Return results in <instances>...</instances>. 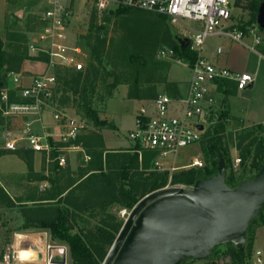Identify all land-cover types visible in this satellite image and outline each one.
<instances>
[{
	"label": "rangeland",
	"instance_id": "rangeland-1",
	"mask_svg": "<svg viewBox=\"0 0 264 264\" xmlns=\"http://www.w3.org/2000/svg\"><path fill=\"white\" fill-rule=\"evenodd\" d=\"M18 1L25 2L27 0ZM33 1L36 6L33 8H38V11L46 8L45 0ZM243 4H246L245 0ZM73 5L75 15L68 23V42L80 45H87L89 41L91 43L94 42L95 39L90 38L89 31L92 14L96 11L94 2L90 0H75ZM120 7L125 8L123 6H111L109 9L114 8L115 10ZM233 7L232 22L236 25L246 23L250 18V10L243 7V5L234 4ZM108 10L101 15L96 12L98 24L101 26L105 39V50L103 55L104 61L99 68L100 74L97 90L93 96V107L97 115L102 118L101 113L107 107L108 101L113 98L109 101L107 110L111 113L110 117L118 123L119 127L109 126L108 128L111 130L110 136L111 138L128 141L131 145L135 141L131 140L128 134L130 128L134 126L136 114L132 111L129 102L116 99V97H128L129 92L135 88L136 84H139L140 90L151 87V91L153 90L154 92L155 89L156 95H158L156 85L167 76L170 64L172 65L171 69L175 77L187 79L190 70L186 64L188 63L186 59L178 58L176 55L169 58L159 55L160 50L171 47L162 39L161 32L165 23L160 19L158 14L128 9L121 11L118 15L111 16L108 14ZM36 16H30L27 20L21 22L14 19L12 24L9 23L6 27L5 24L2 26L3 22L0 23V37L3 39V49L6 53L5 66L0 70V92L4 88L9 93L13 92L12 98L15 102H20L22 98H20L18 90L14 88V84L10 80V72L21 73L23 71L21 74L29 75L25 74L24 67L36 72L41 71L44 68V64L47 67L46 59H36V56L29 53V43L41 31V26ZM166 23L170 25L173 35L178 37V40L184 37L190 38L192 29L197 25L189 19L175 21L167 18ZM246 29L245 37L242 40L245 44H248L251 40L247 37L251 36L253 38L254 34L264 36V32L256 24L247 25ZM220 35L212 34L207 37L205 42L206 54L215 57L218 62L229 61L230 66L241 71L255 72L256 76L253 87L228 95H220V106L217 109L218 116L211 118L209 122H206L204 119L206 122L205 128H208L217 122L223 109V103H225L227 110L232 109L233 115L230 114L229 118L225 120V131L219 133V136L223 140V146L228 149L227 172L229 173L231 169L237 170L240 166H234L235 158H240V152L236 147L239 133L253 129L256 124L264 121V57H260L256 50H251L242 42L233 40L229 36ZM219 46L222 47L223 51L217 55L216 50ZM256 49L259 51V47L256 46ZM83 51L85 55L81 57L80 61L83 60L86 68H88L90 53L85 48H83ZM26 62L28 66H23ZM136 81L138 82L135 83ZM109 83L113 85L110 86ZM1 86L3 87L1 88ZM75 96L73 91L61 80L59 89L48 102L49 107L44 108L43 111L49 110L52 117L53 112H64L84 119L88 124L87 129L82 133V135L85 134L83 136L85 153L83 151L71 152L65 166H58L55 161L48 160L38 153L31 154V152L27 153L24 150L10 151L4 148V142L9 132L20 122L18 117L25 114L20 112L14 114L4 113L2 108L5 109L6 106L3 105L0 99V149L4 151V154L0 156V186L14 200V205L8 206L0 198V264H3L1 263V256L7 245L12 242L15 233H40L44 235L45 241L48 244L64 247L68 256V264H72L69 247L64 241L54 239L51 232L47 229L24 226L28 222L24 216V210L28 208L33 209L41 205L49 207L61 205L65 207L63 200L68 196L76 195L77 198H80L77 201H81L85 200V194L89 195L92 199V203H90L92 205L85 210L81 209L80 213H77L79 222L74 223V230L79 229L84 235L89 233L96 235L99 232L100 226L111 229L112 224L117 225L121 223L122 227L131 210L123 208L118 203L112 201L111 197L96 196L93 191L85 187L83 188L82 184H80L87 174L83 168L91 160L90 155L87 153L90 138H95L97 147H99L98 145L103 140L97 137L100 133L96 131L97 126L94 125L93 118L85 111L77 108L74 101L77 98ZM29 114L31 115V113ZM203 134L199 143L183 148L180 151L181 154L178 156L184 162H190L196 156L202 160V166H191L176 170H173L174 168L159 169L155 159L156 154H152L150 164L143 161L141 168L134 167L133 169H128L124 173L126 176L124 178L122 175L118 176L117 178H121L118 183L119 186L130 188L138 184L137 195H139L147 188L145 187L146 185L141 183L142 181H149L155 177L153 173L164 171L169 172L168 182H171L172 185H182L183 183H172V175L174 173L189 168H200L206 164V158L202 151V147L206 145V141L203 143L202 140ZM24 142L22 147H24ZM88 156L89 159H87ZM157 160L162 162L164 167H170L173 163V154L161 156ZM105 170L108 171L109 169L106 168ZM247 174L250 173L247 172ZM60 199H62L61 202L57 201ZM261 226H264V211L260 219L253 223L249 229L247 264H259L257 263L255 251L264 247V232L260 231L256 242L257 246L254 243V236L257 229ZM105 248L108 253L111 245L105 244ZM226 251L227 246L224 244L217 249L215 259H218L220 264H231L229 255L225 253ZM28 264L40 263L29 262ZM181 264H199V261L190 259L183 261ZM260 264H264V261Z\"/></svg>",
	"mask_w": 264,
	"mask_h": 264
},
{
	"label": "built area",
	"instance_id": "built-area-1",
	"mask_svg": "<svg viewBox=\"0 0 264 264\" xmlns=\"http://www.w3.org/2000/svg\"><path fill=\"white\" fill-rule=\"evenodd\" d=\"M85 1V0H84ZM87 1V0H86ZM94 2L96 12L101 15L111 6H127L167 15L175 21L192 20L197 25L192 30L188 45L196 53L191 63L192 75L189 82L188 93L182 98H172L167 93L156 96L153 100L151 113L139 114L135 120V127L129 131V138L140 147L157 150L161 155L173 154L177 156L180 151L190 145L197 144L202 138L201 126L213 117L218 116L217 109L220 101L213 93L212 85L218 81L228 80L235 83L239 90L249 87L255 82V74L248 71H234L228 67L218 66L210 61L205 52V42L212 34L229 36L233 40L243 42L244 30L232 22L234 4L236 0H90ZM47 6L37 16L41 26L32 41L29 43V53L33 56H45L47 67L44 71L23 75L10 72V80L19 95L29 98L30 102H11L9 92L4 88L1 100L6 108L4 113L35 114L39 122V130L33 127L34 119H27L21 131H10L4 142V148L18 150L24 147L36 152L46 154L48 160L56 161L65 166L68 154L72 151L83 150L82 142L78 137L88 127L84 119L71 116L64 112H53V118L62 127L60 131L50 130L43 121V111L53 98L59 84L57 70L74 68L85 70L86 65L81 57L85 55L82 45L69 43L67 30L68 23L75 15V0H45ZM263 36L254 34L253 44L248 45L251 50L262 42ZM223 51L219 46L217 53ZM174 48L160 50L161 57H174ZM27 79L29 82H27ZM206 120V122L204 121ZM241 158H235L234 166H238ZM191 166H202L200 158H192ZM161 168V165H159ZM168 184L166 186H170ZM178 185V184H175ZM187 186V185H185ZM189 186V185H188ZM14 234L13 240L5 248L1 257L3 264H28L17 258V247L20 238ZM47 260L43 264H53L55 256L50 254L48 244ZM257 263L264 261V247L255 251ZM66 262L57 264H68Z\"/></svg>",
	"mask_w": 264,
	"mask_h": 264
},
{
	"label": "trees",
	"instance_id": "trees-1",
	"mask_svg": "<svg viewBox=\"0 0 264 264\" xmlns=\"http://www.w3.org/2000/svg\"><path fill=\"white\" fill-rule=\"evenodd\" d=\"M244 0H236V5H243L246 9L250 10L249 20L241 25H236L240 29H243L244 32L247 31V25L256 24L257 22V11L263 0H245L246 4H243ZM125 8H114L108 10V14L115 16L121 13L123 10L128 9H137L142 11H147L140 8L127 7ZM152 12V11H148ZM155 13V12H153ZM158 14L161 20L164 21V28L161 32L163 41L168 44L170 47L175 49L176 57L181 59H186L188 63H192L196 58V53L190 50L189 45L182 43L178 40V37L173 35V32L170 28V25L166 23V19L169 18L167 15ZM260 30L264 32V28L260 27ZM90 38H94V42L89 41L86 44H81L87 51H89V65L85 70H75L74 68H66L57 70V75L59 79V84L56 88V92L59 89L60 81L63 80L64 84L67 85L70 90L73 91L75 97V103L77 108L82 111H85L93 118L94 125L97 127L110 126L114 125L107 119H102L97 115L96 110L93 107V96L97 90L100 66L104 61V48H105V39L101 30V26L98 24L96 11L93 12L90 26ZM264 36L262 42L257 45L259 47V52L264 55ZM263 45V46H262ZM6 53L3 49V41L0 38V70H2L6 63ZM36 59H47L45 56H36ZM85 71V72H83ZM69 76H68V75ZM68 77H67V76ZM152 81V79L150 78ZM136 81L135 83H137ZM167 85L171 95H176L178 92L177 86L175 83L166 82V77L161 80ZM112 86V83H109ZM3 86H1L2 88ZM139 84L135 85V88L129 92L128 97L130 98H151L155 97L156 90L151 91V87L146 88L145 90L139 89ZM153 88V87H152ZM12 93H9V100L14 101L12 98ZM231 90H225V94H230ZM22 100L20 102H30L29 98H24L20 96ZM1 99V93H0ZM18 101V100H17ZM223 109L220 117H218L217 122L213 126L208 128H203V143L206 141V145L202 147L204 157L206 158V164L200 168H189L182 170L180 172L174 173L172 175V183H183L186 185H193L194 182L199 178H208L209 176L217 172V165L220 155L224 156L227 164L228 160V149L223 146L222 137L219 136V133L225 131V120L229 117V111L223 103ZM1 111V109H0ZM85 135V134H84ZM80 135L77 139V142L83 141V136ZM100 140L102 136L97 135ZM238 142L236 144L237 149L240 152V166L237 170L231 169L229 173L227 172L226 182L232 187L237 186L241 181L245 179H251L260 169L261 165L264 163V122L256 124L253 129H248L246 131L240 132L238 135ZM95 138H90V145L87 143V153L90 155V162L83 169L86 170V176L80 182L82 187L93 191L96 196L111 197L112 201L118 203L123 208L132 209L133 206L147 193L156 190L158 188L164 187L168 183L169 172H158L153 173L155 177L149 181H142L143 185L147 187L143 192L137 195V186L130 188H124L121 185L119 186L118 176H123L128 169H133L134 167H139V156L138 152L134 153H117L113 158H111L108 152L104 156L105 147L102 142L99 147L96 146ZM201 141V140H200ZM139 147V146H138ZM18 151V150H16ZM28 153L29 150H24ZM113 153V152H112ZM4 154V151L0 149V156ZM56 162V161H55ZM56 164L60 166L57 162ZM109 170L106 171L105 169ZM249 172L250 174H247ZM139 188V187H138ZM83 197V196H82ZM0 198L8 206L14 205V200L6 193L3 187L0 186ZM80 198L75 196H68L65 198L64 205H57L54 207H49L45 205L38 206L36 208H28L24 210V216L28 221L24 226L25 227H39L42 229H47L51 232V235L54 239L64 241L70 251V256L72 264H101L107 254L105 244L112 245L114 242L117 233L120 231L121 223L117 225H111V229L105 228L103 226L99 227V232L96 235L82 234L80 230L75 229V222L78 221L77 213H80L81 209L85 210L88 208L92 199L89 195L85 194L84 199L77 201ZM62 199L57 200L61 202ZM264 211V206L258 213L256 219H254L248 227L247 238L245 244V255L243 256L236 245L233 243H224L227 246L226 254L229 255V260L231 264H247V243H248V233L251 225L260 219ZM77 225V224H76ZM78 226V225H77ZM95 236V237H93ZM223 244L217 245L211 253V258L209 260H197L191 258V260L199 261V264H220L218 259H215V254L217 249ZM2 257V256H1ZM190 260V259H186ZM185 261V260H184Z\"/></svg>",
	"mask_w": 264,
	"mask_h": 264
},
{
	"label": "water",
	"instance_id": "water-1",
	"mask_svg": "<svg viewBox=\"0 0 264 264\" xmlns=\"http://www.w3.org/2000/svg\"><path fill=\"white\" fill-rule=\"evenodd\" d=\"M256 18L264 28V0ZM189 39L180 41L188 44ZM226 178V160L220 155L217 172L208 178H199L191 186H164L144 195L130 210L101 264L209 260L217 245L228 242L244 256L249 224L264 206V163L253 178L235 187ZM51 262L64 263L66 258L55 256Z\"/></svg>",
	"mask_w": 264,
	"mask_h": 264
},
{
	"label": "crops",
	"instance_id": "crops-1",
	"mask_svg": "<svg viewBox=\"0 0 264 264\" xmlns=\"http://www.w3.org/2000/svg\"><path fill=\"white\" fill-rule=\"evenodd\" d=\"M44 3H45V6H47L45 1H44ZM33 7H36L35 6V2L33 0H27L25 2L18 1V0H0V23L3 22L2 26H3V24H5V27H6L7 24H9V23L12 24L14 19H16L18 22H21L23 20H27L28 17H30V16H32V17L34 16L35 17L36 14L39 13L41 10L38 11V8H33ZM220 36H222V34ZM247 38L251 39L249 41V43L248 44H245L244 42H242V43L245 44L247 47H249L248 45L253 44V38L251 36L247 37ZM256 52L259 53L260 57L261 56L264 57V55H262L259 51H256ZM216 54L219 55L220 53L216 52ZM205 55L210 61L214 62L218 66H224V67L230 68L231 70L242 72L241 70L233 68L232 66H230L229 65L230 64L229 61L218 62V60L215 57L209 56L208 54H206V52H205ZM39 62H41V61H39ZM41 63H43V62H41ZM186 64H187V66H188V68L190 70V74L188 75L187 79L180 78V77H175L173 75V73H172V69H171L172 65L171 64H170V66H169V68L167 70L166 82H172V83L176 84L177 89H178L177 94L176 95H171L169 90L167 89L166 83L165 82H159L156 85V89L158 91V95L162 94V93H167L170 96H172V98L176 99L178 97L182 98L188 93L189 82H190V79H191L192 70H191V66H190L191 64L190 63H186ZM24 65L28 66V63L26 62V64L24 63L23 66ZM31 67H33V65H31ZM45 68H46V66L44 64V68L41 71H37V72L36 71H31L29 69H26L25 67L23 69H25L24 70L25 74L32 75V74H36L38 72L44 71ZM243 71H246V70H243ZM21 73H23V71ZM252 73L255 74V72H252ZM255 81H256V78H255ZM27 82H29L28 79H27ZM254 84H255V82L253 83V86H254ZM249 87H247V88H249ZM14 88H15V86H14ZM212 89H213V93L216 95V97L219 100H220V98H219L220 95H225V90H231V93H235L237 91H240L239 89L236 88V85H235L234 82L228 81V80L218 81V82L214 83L212 85ZM242 90H244V89H242ZM158 95H156V96H158ZM154 98L155 97L138 99V98H130V97H122V98L116 97V99H121L123 101H127V102L130 103V107L132 108V111L135 112V114H136L135 120L139 116V114L146 115V114L152 112V110L154 109V107H153ZM111 99H113V98H111ZM109 101L107 103V107L105 108L103 113H101V117H102V119L109 120L114 125V127L117 128V127H119L118 123L115 122V120L112 117H110L111 113L108 112V110H107ZM48 107L49 106L47 105L46 108H48ZM228 111H229V115L230 114L233 115L231 108ZM49 112H50L49 110L43 112V121L46 124L49 125L50 129L52 128L51 130L60 131L62 129V127L57 124L56 120L51 116V112L50 113ZM31 115H34V116H31ZM31 115L30 114H25L24 116L18 117L20 122L11 131H18V132L21 131L22 126L24 125V122L27 119H34L33 127L36 130H39V122L36 120V118H37L36 115L35 114H31ZM135 120H134V126L132 128H130V130L135 127ZM108 127L109 126H103V127H97V129H96V131L98 133H100V135L102 136V139H103V143H104V147H105L104 156H105V154L107 152H108V154H109V156L111 158L116 156L115 154H117V153H127V152L134 153V152H138L139 162H140L139 167L141 168L142 164H143V161L145 163L147 162V163L150 164L151 161H152L151 160V155L152 154H156L155 159H156V163L158 165V168H159V165H161V168H159V169H171V168H174L173 170H176V169H181V168L184 169V168H187V167H191L190 163L192 162V159H191L190 162L181 161L178 158V156L181 153H179L177 156H173V163L170 165V167H164L163 163L159 162L157 160L158 158H160L161 156H164V155H161L157 150L152 149V148H148V147L142 148L136 143H132L130 145L128 141H122V140H119V139H116V138H113V137L111 138V136H110L111 130ZM83 147H84V145H83ZM18 150H29L28 153L29 152H31V154L38 153V154L46 157V159H47L46 154L43 153V152H36V151L30 150V149H26V148H23V147L18 149ZM10 151H16V150H10ZM81 151L84 152V148H83V150H76V152H81ZM72 152H74V151H72ZM69 155H71V152L68 154V156ZM87 159H89V156L87 157ZM67 162H68V160H67ZM169 183L171 184V182H168L167 184H169ZM260 231L264 232V226H261L260 228H258L256 233H255V236H254L255 246H257L256 242H257V239L259 237ZM263 245H258V246H263Z\"/></svg>",
	"mask_w": 264,
	"mask_h": 264
},
{
	"label": "bare ground",
	"instance_id": "bare-ground-1",
	"mask_svg": "<svg viewBox=\"0 0 264 264\" xmlns=\"http://www.w3.org/2000/svg\"><path fill=\"white\" fill-rule=\"evenodd\" d=\"M20 238L17 247V258L24 262L43 264L47 260L48 245L45 236L40 233H18ZM52 256L61 257L65 249L61 245H53L49 248Z\"/></svg>",
	"mask_w": 264,
	"mask_h": 264
}]
</instances>
